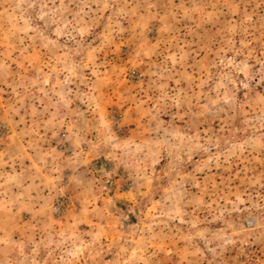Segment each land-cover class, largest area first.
I'll use <instances>...</instances> for the list:
<instances>
[{"label": "rangeland", "instance_id": "obj_1", "mask_svg": "<svg viewBox=\"0 0 264 264\" xmlns=\"http://www.w3.org/2000/svg\"><path fill=\"white\" fill-rule=\"evenodd\" d=\"M0 264H264V0H0Z\"/></svg>", "mask_w": 264, "mask_h": 264}]
</instances>
